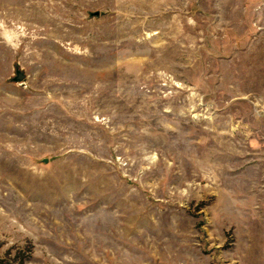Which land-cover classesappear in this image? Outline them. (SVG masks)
<instances>
[{
	"label": "rangeland",
	"instance_id": "1",
	"mask_svg": "<svg viewBox=\"0 0 264 264\" xmlns=\"http://www.w3.org/2000/svg\"><path fill=\"white\" fill-rule=\"evenodd\" d=\"M0 264H264V0H0Z\"/></svg>",
	"mask_w": 264,
	"mask_h": 264
},
{
	"label": "water",
	"instance_id": "2",
	"mask_svg": "<svg viewBox=\"0 0 264 264\" xmlns=\"http://www.w3.org/2000/svg\"><path fill=\"white\" fill-rule=\"evenodd\" d=\"M21 75L19 73H17V79H20Z\"/></svg>",
	"mask_w": 264,
	"mask_h": 264
}]
</instances>
